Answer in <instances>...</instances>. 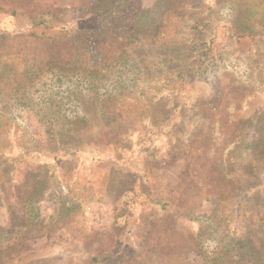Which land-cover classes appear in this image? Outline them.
I'll return each instance as SVG.
<instances>
[{"label":"rangeland","instance_id":"1","mask_svg":"<svg viewBox=\"0 0 264 264\" xmlns=\"http://www.w3.org/2000/svg\"><path fill=\"white\" fill-rule=\"evenodd\" d=\"M96 1L0 0L4 264H206L235 239L264 264V175L255 189L240 168L235 179L224 175L227 144L256 137L252 116L264 109V93L233 89L242 70L235 66L216 80L205 71L173 78L163 97L153 86L139 97L118 74L98 84L48 71L75 49L66 33L102 28L96 14L79 12ZM156 1L135 3L149 9ZM171 1L180 14L216 2ZM48 12L61 15L60 37H31L30 16ZM168 20L166 34L181 40V20ZM81 36L106 56L122 48L111 30ZM226 60L246 64L234 48ZM195 116L222 128L193 127Z\"/></svg>","mask_w":264,"mask_h":264},{"label":"trees","instance_id":"2","mask_svg":"<svg viewBox=\"0 0 264 264\" xmlns=\"http://www.w3.org/2000/svg\"><path fill=\"white\" fill-rule=\"evenodd\" d=\"M79 12L83 15L96 14L101 19L102 28L92 31L80 29L76 35L66 33L69 45L75 49L62 52L60 62L50 64L48 71L78 73L98 84L118 74L123 81L122 86L126 88L132 83L133 89L137 90L136 95L145 97L152 86V95H161L169 88L173 78L183 82L205 71L208 80H216L226 70L234 71L235 66L242 70L236 73L238 78L233 79V89L242 87L248 92L264 93V0H216L214 6H207L202 13L184 10L181 14L171 0H157L149 9H142L135 0H97L90 7L79 9ZM186 15L187 18L183 20ZM171 16L180 19L183 24L182 35L177 33L181 40L177 42L166 34ZM30 19L31 37L52 41L60 37L62 29L57 28V24L60 23L61 15L48 12L31 15ZM107 30L112 31V38L122 47L113 57L102 54L96 44L89 47L86 44L88 39L81 36L82 33L102 34ZM221 36L223 45L219 53H215ZM232 48L246 59L245 65H237L234 61L235 65L226 63L228 50ZM49 60L53 62V59ZM7 70L4 67L5 73ZM43 71L44 69L39 70ZM124 76H127L125 80ZM208 121L195 116L191 125L202 128L209 125L214 128L217 124L218 130L222 128L221 122ZM252 124L255 138L238 139L228 143L227 149H224L226 154L231 155L224 175L227 181L235 179L234 172L240 168L249 175V188L255 189L262 182L261 179L257 183L254 180L264 175V109L253 114ZM240 159L243 164L238 165ZM1 167L3 164L0 169ZM232 189L233 185L230 187ZM211 198L212 195H207L208 200ZM30 202L32 204L34 199ZM218 202L221 204L223 199ZM67 210L68 208L65 209ZM3 233L0 232V264H4ZM252 248L250 243L232 240L217 253H212L214 256L207 259L206 264L209 261L213 264H257V258L251 256ZM93 261L96 263L99 259L95 258Z\"/></svg>","mask_w":264,"mask_h":264}]
</instances>
